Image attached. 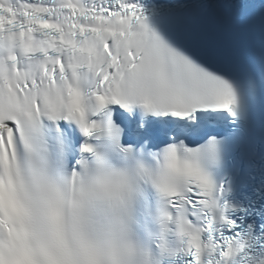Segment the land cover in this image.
Masks as SVG:
<instances>
[{
    "label": "snow or ice",
    "instance_id": "snow-or-ice-1",
    "mask_svg": "<svg viewBox=\"0 0 264 264\" xmlns=\"http://www.w3.org/2000/svg\"><path fill=\"white\" fill-rule=\"evenodd\" d=\"M0 264H264V0H0Z\"/></svg>",
    "mask_w": 264,
    "mask_h": 264
}]
</instances>
